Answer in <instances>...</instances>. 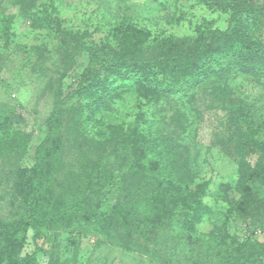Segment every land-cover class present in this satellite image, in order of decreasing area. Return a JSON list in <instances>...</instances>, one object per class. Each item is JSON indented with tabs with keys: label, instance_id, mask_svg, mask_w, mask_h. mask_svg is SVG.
<instances>
[{
	"label": "rangeland",
	"instance_id": "1",
	"mask_svg": "<svg viewBox=\"0 0 264 264\" xmlns=\"http://www.w3.org/2000/svg\"><path fill=\"white\" fill-rule=\"evenodd\" d=\"M246 1L263 8L255 34L264 40V0ZM48 15L59 25H46ZM233 26L230 11L211 0H0V228L22 217L26 198L16 187V170L34 172L56 94L76 89L90 45H137L130 41L137 29L147 35L140 47L172 50L201 28ZM240 71L171 104L142 97L131 82H117L94 122L71 108L65 113V166L82 172L105 159L114 176L129 157L126 140L143 121L156 119L159 134L182 144L196 182L207 185L203 203L209 213L201 221L192 228L174 223L144 254L118 243L124 231L103 219L68 216L44 229L39 241L29 231L24 248L10 259H3L7 239L0 235V264H18L32 254L34 264H218L244 243L255 246L244 250L258 254L249 264H264V215L236 190L244 160L264 165V134H256L257 144L247 151L234 117L245 104L264 115V78ZM4 114L10 126H4ZM57 180L61 186L66 177ZM253 192L254 200L264 202L263 186L255 185ZM116 199L113 190L103 198L101 212Z\"/></svg>",
	"mask_w": 264,
	"mask_h": 264
},
{
	"label": "trees",
	"instance_id": "2",
	"mask_svg": "<svg viewBox=\"0 0 264 264\" xmlns=\"http://www.w3.org/2000/svg\"><path fill=\"white\" fill-rule=\"evenodd\" d=\"M211 1L214 6L230 11L233 28L226 31L201 28L195 37L177 42L172 50L156 52L140 47L147 35L137 29L131 32L134 40H130L138 41L137 45H90V61L76 89L67 95L56 94L49 131L37 150L34 172L20 167L16 170V187L26 203L20 220L0 228V235L7 239L3 259H10L12 252L24 248L29 231L39 241L44 229L68 216L103 219L108 226L124 231L118 243L145 254L156 247L158 238L174 223L192 228L209 213L203 203L207 185L196 182L182 144L173 140V136L159 134L156 119L143 121V127L134 130L126 140L129 157L116 176L107 171L105 159L101 163L91 162L92 166L82 172L68 169L64 161V130L69 108L78 112L80 118L86 116V122H94L115 93L113 87L117 82H131L142 97L171 104L174 98H189L207 84L228 81L239 70L257 79L264 78V40L255 34L263 8L246 0ZM44 22L59 25L50 15ZM5 115L1 117L4 126H10V117L6 119ZM234 117L241 145L248 151L257 144L255 135L264 134V115L245 104L236 109ZM30 139L31 136L27 144ZM61 174L66 182L58 186ZM255 185L264 187V165L258 161L253 166L244 160L236 190L263 217L264 202L254 200ZM113 190L117 191V199L110 201L107 211L101 212L103 198ZM253 246L248 243L238 246L218 264L254 262L258 254L244 250ZM36 257L32 254L18 264H34Z\"/></svg>",
	"mask_w": 264,
	"mask_h": 264
}]
</instances>
